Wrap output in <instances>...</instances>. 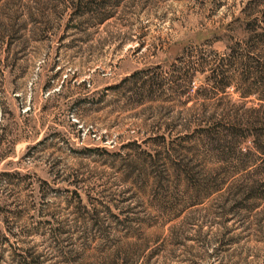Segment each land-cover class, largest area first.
Here are the masks:
<instances>
[{
	"label": "rangeland",
	"instance_id": "1",
	"mask_svg": "<svg viewBox=\"0 0 264 264\" xmlns=\"http://www.w3.org/2000/svg\"><path fill=\"white\" fill-rule=\"evenodd\" d=\"M0 264H264V0H0Z\"/></svg>",
	"mask_w": 264,
	"mask_h": 264
}]
</instances>
